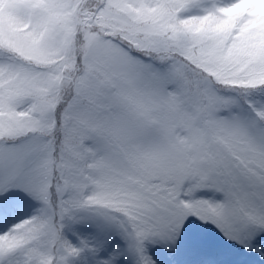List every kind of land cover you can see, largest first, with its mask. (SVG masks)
Here are the masks:
<instances>
[{
  "label": "snow or ice",
  "instance_id": "snow-or-ice-1",
  "mask_svg": "<svg viewBox=\"0 0 264 264\" xmlns=\"http://www.w3.org/2000/svg\"><path fill=\"white\" fill-rule=\"evenodd\" d=\"M182 257L264 264V0H0V264Z\"/></svg>",
  "mask_w": 264,
  "mask_h": 264
},
{
  "label": "rangeland",
  "instance_id": "rangeland-1",
  "mask_svg": "<svg viewBox=\"0 0 264 264\" xmlns=\"http://www.w3.org/2000/svg\"><path fill=\"white\" fill-rule=\"evenodd\" d=\"M224 243L226 244L227 242H224ZM251 260L253 259L242 258L243 264H252ZM177 264H181V262L178 261ZM182 264H186V259L183 260Z\"/></svg>",
  "mask_w": 264,
  "mask_h": 264
}]
</instances>
